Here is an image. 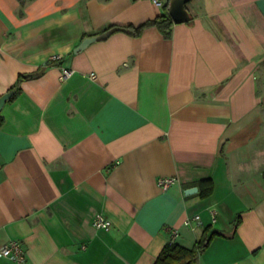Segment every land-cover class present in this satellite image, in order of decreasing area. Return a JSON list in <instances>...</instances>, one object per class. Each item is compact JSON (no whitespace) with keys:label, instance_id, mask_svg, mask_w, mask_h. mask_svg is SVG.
Returning <instances> with one entry per match:
<instances>
[{"label":"crops","instance_id":"crops-1","mask_svg":"<svg viewBox=\"0 0 264 264\" xmlns=\"http://www.w3.org/2000/svg\"><path fill=\"white\" fill-rule=\"evenodd\" d=\"M161 1L0 0V95L36 73L0 110V246L18 239L26 254L0 264H153L206 227L193 264H264V0H189L169 35L102 32ZM61 65L74 70L63 81Z\"/></svg>","mask_w":264,"mask_h":264},{"label":"trees","instance_id":"trees-1","mask_svg":"<svg viewBox=\"0 0 264 264\" xmlns=\"http://www.w3.org/2000/svg\"><path fill=\"white\" fill-rule=\"evenodd\" d=\"M169 3L170 0H166V3L164 4V12L154 16L151 19H147L137 25L108 24L102 29V32L105 35H108L113 32L120 31L132 36H137L140 34L143 28L147 26H156L163 32V34L169 35L174 25V21L169 14ZM57 62L61 64V59L57 60ZM35 74L36 73H27L19 75L16 83L12 86L11 89L14 90V88H18V84L24 78L34 76ZM2 120L3 119L0 116V124L2 123ZM199 190L201 196H207L208 194H210L213 190L212 179H201L199 181ZM207 228L208 227L203 229L198 239L190 247L180 245L178 243H175L174 241L167 242L158 253L153 264H193L197 260L198 256L204 252L205 248L209 244L210 239L216 234L214 230L208 233Z\"/></svg>","mask_w":264,"mask_h":264},{"label":"built area","instance_id":"built-area-1","mask_svg":"<svg viewBox=\"0 0 264 264\" xmlns=\"http://www.w3.org/2000/svg\"><path fill=\"white\" fill-rule=\"evenodd\" d=\"M156 5H162V1L161 0H152ZM62 56L61 55H52L51 59L52 60H59L61 59ZM73 69L70 67H67L65 65H61L60 68V73H59V80L63 81L65 79H67L72 73H73ZM90 77L94 78L95 77V73H90ZM175 181V177L173 176H163V177H159L157 179V185L163 189L168 188V186L170 184H172ZM210 216L211 219L214 220L215 216H216V210L215 209H210ZM92 224L93 226L97 227V228H104V229H108L111 226V221L106 218L103 214L101 213H97L94 215L93 219H92ZM184 224L187 225L190 229L195 230L196 228H198L199 226L202 225V219L200 217V214L198 213H194L193 215L187 217L184 220ZM172 237H174L175 235H177V231L174 229L172 230ZM170 241H172L170 239ZM0 255L1 256H5L13 261H15L16 263H24L26 261V254L23 250L22 244L20 242V240L18 239H10L8 241H6L5 243H3L0 246Z\"/></svg>","mask_w":264,"mask_h":264},{"label":"water","instance_id":"water-1","mask_svg":"<svg viewBox=\"0 0 264 264\" xmlns=\"http://www.w3.org/2000/svg\"><path fill=\"white\" fill-rule=\"evenodd\" d=\"M189 0H170L169 3V14L174 21V23H179L182 21H187L190 18L188 10L186 8V3ZM104 35H90L84 37L81 42L73 49L74 52L84 49L89 43L103 37ZM14 94V90H8L0 95V110L6 100ZM197 191V186H190L184 190L186 194L193 193Z\"/></svg>","mask_w":264,"mask_h":264},{"label":"rangeland","instance_id":"rangeland-1","mask_svg":"<svg viewBox=\"0 0 264 264\" xmlns=\"http://www.w3.org/2000/svg\"><path fill=\"white\" fill-rule=\"evenodd\" d=\"M258 91L264 101V61L261 63L258 71Z\"/></svg>","mask_w":264,"mask_h":264}]
</instances>
